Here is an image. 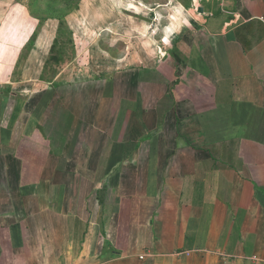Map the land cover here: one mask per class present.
<instances>
[{"label": "crops", "instance_id": "0c3cea01", "mask_svg": "<svg viewBox=\"0 0 264 264\" xmlns=\"http://www.w3.org/2000/svg\"><path fill=\"white\" fill-rule=\"evenodd\" d=\"M128 4L0 82V264H264V0Z\"/></svg>", "mask_w": 264, "mask_h": 264}, {"label": "rangeland", "instance_id": "374dc122", "mask_svg": "<svg viewBox=\"0 0 264 264\" xmlns=\"http://www.w3.org/2000/svg\"><path fill=\"white\" fill-rule=\"evenodd\" d=\"M134 2L135 0H0V70L5 67L6 71L13 73L8 76L0 75V82L33 79L36 76L30 74L38 73L37 71L40 72L41 79H50L56 71L59 74L65 68L82 67L81 61L75 62V58L79 57L81 50L84 52L86 48L87 51L88 43L100 37L105 23L114 26L118 22L137 19L138 12L135 15L127 10L131 6L128 3ZM100 41L102 40L99 38L90 48L86 55L90 59H86L83 67L86 64L101 67L100 61L94 59L100 54ZM5 44L13 47V50L5 49ZM54 58L58 60L54 62ZM67 74L69 76V72Z\"/></svg>", "mask_w": 264, "mask_h": 264}]
</instances>
